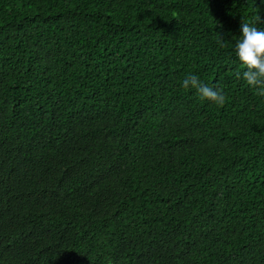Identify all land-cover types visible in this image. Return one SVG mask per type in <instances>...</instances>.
<instances>
[{"label": "trees", "instance_id": "obj_1", "mask_svg": "<svg viewBox=\"0 0 264 264\" xmlns=\"http://www.w3.org/2000/svg\"><path fill=\"white\" fill-rule=\"evenodd\" d=\"M257 17L264 0H0V264H264V97L234 53Z\"/></svg>", "mask_w": 264, "mask_h": 264}, {"label": "clouds", "instance_id": "obj_2", "mask_svg": "<svg viewBox=\"0 0 264 264\" xmlns=\"http://www.w3.org/2000/svg\"><path fill=\"white\" fill-rule=\"evenodd\" d=\"M262 22L264 20L260 17L253 22H242L241 35L235 44L234 53L243 67L242 72L235 73L236 77L243 79L248 86L256 89L257 95L264 97V28L256 26ZM217 36V42L223 47L226 40L219 34ZM182 87L194 89L201 99L221 107L227 99L222 90L203 84L195 75L187 76L182 82Z\"/></svg>", "mask_w": 264, "mask_h": 264}]
</instances>
